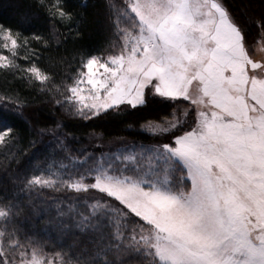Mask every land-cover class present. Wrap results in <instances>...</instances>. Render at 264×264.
Returning <instances> with one entry per match:
<instances>
[{
  "label": "snow or ice",
  "instance_id": "snow-or-ice-1",
  "mask_svg": "<svg viewBox=\"0 0 264 264\" xmlns=\"http://www.w3.org/2000/svg\"><path fill=\"white\" fill-rule=\"evenodd\" d=\"M110 5L117 15L119 50L85 53L70 83L62 82L63 100L57 105L92 120L142 108L150 98L164 104L187 101L185 116L192 119L151 126L148 134L158 131L163 141L110 157V166L86 157L84 170L75 173L79 179H52L41 172L26 176L21 190L63 186L105 194L106 203L90 212L72 204L59 209L61 224L101 236H111L115 227L119 236L118 221L127 219L136 227L116 249L146 257V264H264V64L249 55L245 31L224 0H122L119 5L110 0ZM37 7L54 20H71L63 0L50 5L37 0ZM121 17L128 27L120 26ZM34 39L47 46L42 37ZM27 44L18 30L0 24V68L16 66L18 50ZM28 72L41 82L54 79L35 64ZM9 99L12 106L0 97V123L23 118L21 97ZM47 133L43 129L39 135ZM51 134L57 139L55 130ZM6 137L17 139L7 124L0 143ZM14 208L5 203L0 217L15 215ZM0 253L7 256L2 244ZM56 255L59 264H99ZM21 257L19 264H55L56 259L45 258L36 247L30 259L26 252ZM0 264L14 262L0 259Z\"/></svg>",
  "mask_w": 264,
  "mask_h": 264
},
{
  "label": "trees",
  "instance_id": "trees-1",
  "mask_svg": "<svg viewBox=\"0 0 264 264\" xmlns=\"http://www.w3.org/2000/svg\"><path fill=\"white\" fill-rule=\"evenodd\" d=\"M45 2L50 5L56 0ZM112 2L119 5L122 0ZM224 2L245 31L247 45L264 35V0ZM63 4L71 20L60 22L52 19L47 10L37 7V0H0V24L18 30L28 41L18 50L16 66L0 68V97L4 98V103L12 106L9 97L20 96L26 104L22 119L0 123V132L7 124L17 135L14 141L6 137L0 143V207L5 203L15 206V215L7 219L0 217V232L4 233L0 244L7 252V256L0 253V259L19 264L24 258L21 252H26L29 258L32 248L36 247L43 250L45 258L56 257L55 264H59L57 253L65 259H96L99 264L110 260L116 264H121L122 260L146 264L148 258L130 257L116 249L117 244L130 236V229L136 227L127 219L118 221L119 236L115 227L111 228V236H101L89 235L74 223L61 224L59 209L72 204L90 212L93 205L106 203L102 199L105 194L97 190L75 192L63 186L59 190H21L26 176L41 172L52 179H67L69 175L73 180L79 179L75 173L84 170L85 158L91 157L89 163H97L96 157L104 152L94 147L95 141L126 138L149 143L152 136L143 127L169 119L180 107L177 103L164 104L150 98L148 104L139 109L122 108L92 120H82L68 105L58 106L56 100H63L62 82L70 83L68 78L78 71L85 53L104 56L109 51L119 50L114 35L117 15L110 0H63ZM120 26H129L123 17ZM35 36L47 41V46L36 41ZM33 64L53 77L52 82H41L28 72ZM43 129L48 133L41 136ZM53 130L57 139L51 134ZM61 142L66 148L60 146ZM109 212L111 215V210ZM68 219L63 217L65 221Z\"/></svg>",
  "mask_w": 264,
  "mask_h": 264
},
{
  "label": "rangeland",
  "instance_id": "rangeland-1",
  "mask_svg": "<svg viewBox=\"0 0 264 264\" xmlns=\"http://www.w3.org/2000/svg\"><path fill=\"white\" fill-rule=\"evenodd\" d=\"M11 46V45H10ZM246 47L248 49L249 55L257 62L264 64V35H260L258 39L253 44H246ZM4 54L10 55L9 53L5 52ZM3 63H7V61H4ZM259 73V70H257ZM193 93L196 94L195 87H193ZM178 105V112L174 113L172 117H170L167 120H163L160 123H149L146 126L143 127L144 131L148 133L149 129L151 126L158 125L161 127H167L170 126L171 124L174 123H182L186 119L191 121V116L186 117L185 116V111L191 107V105L188 104L187 101H182L177 103ZM182 106V107H181ZM124 109V108H123ZM75 110V109H74ZM182 111V112H181ZM152 136V140L149 143H136L133 140H129L126 138H116V139H108V140H98L95 141L93 144L94 147H98L100 150H104V152L100 155L97 156L98 158L97 163H105V166H110L111 165V158H118L121 157V155H128L130 153H139L143 149L140 147L142 144L145 146H150L153 144H157L161 141L164 140V136L160 134L158 131L157 132H152L150 134ZM96 140V139H95ZM148 155H151L148 153ZM31 256L29 257V259Z\"/></svg>",
  "mask_w": 264,
  "mask_h": 264
}]
</instances>
